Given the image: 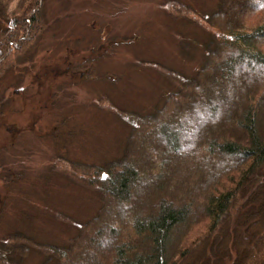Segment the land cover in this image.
<instances>
[{
	"label": "trees",
	"instance_id": "trees-1",
	"mask_svg": "<svg viewBox=\"0 0 264 264\" xmlns=\"http://www.w3.org/2000/svg\"><path fill=\"white\" fill-rule=\"evenodd\" d=\"M13 2L0 0V79L32 64L48 28L45 0ZM169 3L210 32L204 63L164 66L176 89L152 113L112 105L130 127L122 155L72 174L97 213L66 245L2 240L0 264H25L32 244L39 264H264V0H219L206 22Z\"/></svg>",
	"mask_w": 264,
	"mask_h": 264
},
{
	"label": "rangeland",
	"instance_id": "rangeland-1",
	"mask_svg": "<svg viewBox=\"0 0 264 264\" xmlns=\"http://www.w3.org/2000/svg\"><path fill=\"white\" fill-rule=\"evenodd\" d=\"M179 1L202 22L219 2ZM169 2L45 0L48 28L32 64L0 79V242L22 234L66 245L100 206L74 179L75 163L105 164L128 141L112 105L152 113L176 89L164 66L192 76L204 63L210 32L172 16ZM32 245L24 263L45 261Z\"/></svg>",
	"mask_w": 264,
	"mask_h": 264
}]
</instances>
